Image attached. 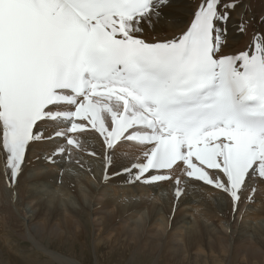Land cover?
I'll use <instances>...</instances> for the list:
<instances>
[{
    "label": "snow or ice",
    "instance_id": "snow-or-ice-1",
    "mask_svg": "<svg viewBox=\"0 0 264 264\" xmlns=\"http://www.w3.org/2000/svg\"><path fill=\"white\" fill-rule=\"evenodd\" d=\"M170 7L0 0V171L10 198L34 151L51 146L45 162L55 164L92 133L101 151L89 155L102 159L106 182H171L177 197L181 184L208 186L230 200L235 220L264 182V31L245 0H198L183 22ZM162 23L183 26L168 37ZM230 24L248 36L236 53L225 51Z\"/></svg>",
    "mask_w": 264,
    "mask_h": 264
},
{
    "label": "bare ground",
    "instance_id": "bare-ground-1",
    "mask_svg": "<svg viewBox=\"0 0 264 264\" xmlns=\"http://www.w3.org/2000/svg\"><path fill=\"white\" fill-rule=\"evenodd\" d=\"M197 2L171 0L167 11L183 22ZM248 14L257 20L255 3ZM182 26L162 23L157 31L171 37ZM247 42L230 24L225 51H242ZM97 136L81 135L83 150L57 155L55 164L45 162L51 146L34 151L11 198L0 171V264H91L88 251L94 264H264V182L245 194L251 200L233 221L230 200L208 186L181 184L177 197L171 182H106L102 159L89 155L101 151ZM127 159L121 153L115 168Z\"/></svg>",
    "mask_w": 264,
    "mask_h": 264
},
{
    "label": "rangeland",
    "instance_id": "rangeland-1",
    "mask_svg": "<svg viewBox=\"0 0 264 264\" xmlns=\"http://www.w3.org/2000/svg\"><path fill=\"white\" fill-rule=\"evenodd\" d=\"M245 3H247L248 5H249V9L250 8H252V6H253V4L255 3L256 4V6H257V28H259V29H261V31H264V26H262V25H260L259 23H258V18L261 16V15H264V0H245ZM169 14V13H168ZM169 16L173 19L174 18V16L173 15H171V14H169ZM162 34H164V33H162ZM34 159H36V158H34ZM50 165V164H49ZM50 166H53V165H50ZM50 182L52 183L53 182V180H50ZM150 197H153V193L150 195ZM27 244V243H26ZM88 244V243H87ZM87 251V250H86ZM79 255H81V254H79ZM88 258H90V260H91V264H94V258L89 254V251H88ZM92 258V259H91ZM115 262H117V260L115 261ZM126 262H128L127 264H129V261H126ZM126 262H124V264H126ZM141 262V261H140ZM142 264H146L145 262L143 263V262H141ZM141 263H139V261H135V262H132V263H130V264H141ZM147 264H150V263H147Z\"/></svg>",
    "mask_w": 264,
    "mask_h": 264
}]
</instances>
